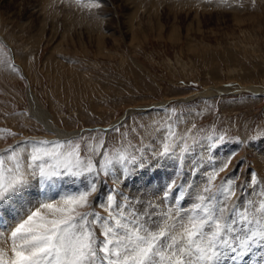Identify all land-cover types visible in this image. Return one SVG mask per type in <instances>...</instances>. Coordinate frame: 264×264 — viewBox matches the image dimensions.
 Instances as JSON below:
<instances>
[{
    "label": "rangeland",
    "instance_id": "obj_1",
    "mask_svg": "<svg viewBox=\"0 0 264 264\" xmlns=\"http://www.w3.org/2000/svg\"><path fill=\"white\" fill-rule=\"evenodd\" d=\"M0 36V150L25 138L80 134L93 144L103 139L101 151L152 145L172 110L178 134L195 124L197 140L225 137L214 149L195 145L176 177L187 189L178 204L176 192L162 196L169 168L120 183L119 172L102 176L91 210L107 216L101 203L111 188L137 212L188 210L211 169L225 163L213 187L226 176L237 194L232 201L249 211L264 202V92L250 89L264 88V0H0ZM30 87L69 136L32 115ZM78 187L62 184L61 191ZM149 201L159 202L148 209Z\"/></svg>",
    "mask_w": 264,
    "mask_h": 264
},
{
    "label": "snow or ice",
    "instance_id": "obj_2",
    "mask_svg": "<svg viewBox=\"0 0 264 264\" xmlns=\"http://www.w3.org/2000/svg\"><path fill=\"white\" fill-rule=\"evenodd\" d=\"M177 122L172 110L157 129L163 130L162 138L152 145L141 141L139 146L129 143L101 151L103 139L93 144L80 134L64 140L25 138L0 150V212L4 213L0 240H10L11 253L0 248V264H240L254 245L264 249V204L261 218L255 219L248 207L240 206L239 198L232 201L237 194L230 179L222 177L213 187L227 163L206 177L188 210L137 212L116 188L109 189L101 203L107 216L91 210L90 198L98 196L99 185L106 183L101 177L117 172L120 183L146 172L159 176L171 168L163 198L173 192L177 204L185 198V184L176 177L184 172L189 154L202 142L214 149L215 141L225 137L207 135L197 140L195 124L180 135ZM198 163L193 161L191 174ZM77 182L82 187L76 191H61L62 184ZM117 196L124 199L118 203ZM155 207L148 203V208ZM96 226L101 229L99 237ZM5 232L10 235L5 237Z\"/></svg>",
    "mask_w": 264,
    "mask_h": 264
},
{
    "label": "bare ground",
    "instance_id": "obj_3",
    "mask_svg": "<svg viewBox=\"0 0 264 264\" xmlns=\"http://www.w3.org/2000/svg\"><path fill=\"white\" fill-rule=\"evenodd\" d=\"M1 37V36H0ZM20 66V65H19ZM214 88V87H213ZM246 88H248V87H246ZM250 89L252 90V89H254V90H256V91H259V92H264V88H255V87H250ZM216 90V93L217 92H221V90L220 89H215ZM27 93H28V99H29V102H30V107H31V112H32V115L35 117V118H37L41 123H42V125H44V128H47V129H49V130H54L55 132H56V134H57V136H59V137H63V136H69L71 133H68V132H63V131H61V130H59L58 129V127H55V126H53V123L51 122V120H50V117H49V115L46 113V111L45 110H43L41 107H40V105L37 103V101H36V99H35V95H34V93L32 92V89H31V87L30 88H28V91H27ZM215 93V92H214ZM261 156V155H260ZM221 158H223V157H221ZM225 160V159H224ZM224 162V161H223ZM186 165V164H185ZM223 165V164H222ZM258 166V165H257ZM205 169V168H204ZM211 169V168H210ZM209 170V169H208ZM213 169H211V171H212ZM200 171V170H199ZM189 173H191V172H189ZM207 173V172H206ZM232 175V174H231ZM242 175V174H241ZM204 176V175H203ZM226 177V176H225ZM233 177V176H232ZM230 178V177H229ZM233 181V180H232ZM258 182V181H257ZM253 183V182H252ZM166 184V183H165ZM125 188V187H124ZM129 189H130V187H129ZM142 191V190H141ZM252 191V190H251ZM134 192V191H133ZM163 196V195H162ZM159 197V196H158ZM258 197H260V196H258ZM258 197H257V199H258ZM237 198V197H236ZM248 198V197H247ZM195 199V198H194ZM250 199V198H249ZM156 200V199H155ZM233 200V199H232ZM259 200H260V198H259ZM161 201V200H160ZM236 201V200H235ZM246 201V200H245ZM255 201V200H254ZM147 202V201H146ZM150 202V201H149ZM157 202V201H156ZM159 202V201H158ZM157 202V203H158ZM162 202V201H161ZM155 203V202H154ZM156 203V204H157ZM243 203V202H242ZM245 203H247V201L245 202ZM251 203V202H250ZM155 204V205H156ZM193 204V203H192ZM248 204V203H247ZM255 204H256V202H255ZM255 204L253 205V206H255ZM262 204H264V202H262L261 204H258V206H257V208L256 209H254V208H252V209H254V210H250V213H252V215L254 216V218L255 219H260L261 218V215L259 214V209H260V206L262 205ZM146 205V204H145ZM251 205V204H250ZM132 206V205H131ZM148 206V205H147ZM146 206V207H147ZM159 206H160V204H159ZM140 207V206H139ZM247 207V206H246ZM148 208V207H147ZM156 208V207H155ZM149 209V208H148ZM157 209V208H156ZM156 209H155V211H156ZM165 209H166V207H165ZM165 209H164V211H165ZM248 209H250L249 207H248ZM145 210V209H144ZM176 210V209H175ZM160 212H162V211H159V213ZM168 212V211H167ZM163 213V212H162ZM1 214V218H0V220H2V218L4 217V213H0ZM161 214V213H160ZM5 234V237H7V236H9V234L10 233H7V232H5L4 233ZM0 248H3V249H5V251H7L8 252V255L10 256L11 255V253H10V240H8L7 241V243H5V241L4 240H0ZM249 259H252V262H253V264H264V249H261V248H258L257 246H254L253 247V250H252V252L251 253H248L246 256H245V259L244 260H242L241 261V264H246V262L245 261H248Z\"/></svg>",
    "mask_w": 264,
    "mask_h": 264
}]
</instances>
